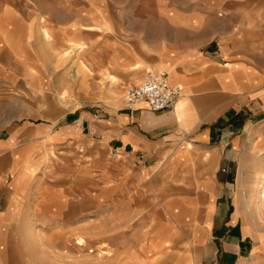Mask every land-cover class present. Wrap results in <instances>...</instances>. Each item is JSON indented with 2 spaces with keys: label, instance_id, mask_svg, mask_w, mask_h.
Listing matches in <instances>:
<instances>
[{
  "label": "rangeland",
  "instance_id": "1",
  "mask_svg": "<svg viewBox=\"0 0 264 264\" xmlns=\"http://www.w3.org/2000/svg\"><path fill=\"white\" fill-rule=\"evenodd\" d=\"M28 1L11 3L34 36L28 46L11 48L16 56L5 50L0 62V137H10L9 153L0 157V213L17 216L7 225L20 232L16 241L30 263L143 262L161 202L181 194L193 176L179 174L172 158L155 166L117 161L87 126H57L75 113L99 118L121 102L126 107L127 88L158 72L140 62L146 32L131 29L132 11L147 3L158 11L163 0H39L48 14ZM16 179L27 181L21 202L9 197ZM247 183L245 191L258 198L255 176ZM257 198L238 202L251 229L243 264H264V202Z\"/></svg>",
  "mask_w": 264,
  "mask_h": 264
},
{
  "label": "crops",
  "instance_id": "2",
  "mask_svg": "<svg viewBox=\"0 0 264 264\" xmlns=\"http://www.w3.org/2000/svg\"><path fill=\"white\" fill-rule=\"evenodd\" d=\"M28 2L48 14L39 0ZM17 7L0 0V62L5 50L16 56L11 48L28 46L34 36ZM154 10L149 3L138 6L131 29L146 32L140 62L165 71L181 90L175 110L155 113L147 104L130 110L121 102L105 109L106 117L75 113L57 128L87 126L117 161L155 166L172 158L179 174L193 176L181 194L163 199L144 261L130 264H243L251 229L238 202L257 198L246 192L250 176L264 202V0H163ZM0 139L6 158L10 137ZM25 190L27 181L16 179L10 199L21 202ZM16 217L0 213V264H35L16 241L20 232L7 225Z\"/></svg>",
  "mask_w": 264,
  "mask_h": 264
},
{
  "label": "built area",
  "instance_id": "3",
  "mask_svg": "<svg viewBox=\"0 0 264 264\" xmlns=\"http://www.w3.org/2000/svg\"><path fill=\"white\" fill-rule=\"evenodd\" d=\"M181 96V90L171 85L165 71H149L141 84L127 88L124 104L130 110L147 104L152 112H169L175 110Z\"/></svg>",
  "mask_w": 264,
  "mask_h": 264
},
{
  "label": "bare ground",
  "instance_id": "4",
  "mask_svg": "<svg viewBox=\"0 0 264 264\" xmlns=\"http://www.w3.org/2000/svg\"><path fill=\"white\" fill-rule=\"evenodd\" d=\"M264 194V193H263ZM79 239V238H78ZM79 246H81V247H84L85 246V244H86V241L84 240V239H81L78 243H77ZM87 246V245H86ZM85 246V247H86ZM103 249V248H102ZM101 253L102 254H107L106 252H104V251H101Z\"/></svg>",
  "mask_w": 264,
  "mask_h": 264
}]
</instances>
